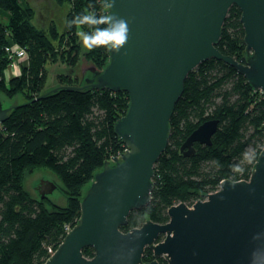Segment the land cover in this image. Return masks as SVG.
<instances>
[{
	"label": "trees",
	"instance_id": "16d2710c",
	"mask_svg": "<svg viewBox=\"0 0 264 264\" xmlns=\"http://www.w3.org/2000/svg\"><path fill=\"white\" fill-rule=\"evenodd\" d=\"M57 2L70 5L64 34L54 25L49 31L33 26V9L21 0H0V11L9 19L7 24L0 21V91L10 99L18 94L26 98L0 126V264H44L79 220L80 204L94 174L124 145L114 126L127 113L126 91L85 88L53 92L59 86H82L70 74L60 75L61 85L37 99L45 91L46 64L61 62L74 69L81 50L78 30L93 31L87 24L78 29L69 26L70 22L78 15H107L104 0ZM240 19V9L233 6L217 47L224 55L244 62L245 32ZM13 43L26 48L30 60L20 65L19 76L7 81L5 71L11 60L5 47ZM87 58L103 69L109 61L108 48L95 47ZM209 120L219 121L212 145L196 144L195 156L185 157L181 146ZM170 126L169 145L155 165L151 202L130 214L124 231L149 219L167 223L170 207L179 203L191 206L205 199L225 179L248 180L264 146V93L255 90L235 68L208 60L187 77ZM40 168L60 179L58 190L66 197V206L26 190L25 175ZM83 253L92 258L94 249L87 247ZM154 259L147 248L143 261ZM157 260L166 264L162 257Z\"/></svg>",
	"mask_w": 264,
	"mask_h": 264
},
{
	"label": "water",
	"instance_id": "95a60500",
	"mask_svg": "<svg viewBox=\"0 0 264 264\" xmlns=\"http://www.w3.org/2000/svg\"><path fill=\"white\" fill-rule=\"evenodd\" d=\"M233 6L241 11L244 62L217 47ZM106 8L128 23L126 45L118 53L108 48L107 65L87 70L82 86L58 84L52 91H126L128 110L114 130L128 150L94 174L79 220L44 264H161L159 257L166 264H264V146L248 180L225 179L204 200L170 207L165 224L149 219L122 229L133 211L151 202L155 165L169 145L172 114L192 71L211 59L223 61L264 93V0H115ZM21 105L0 99V126ZM218 126V120L200 125L181 146L183 155L195 156L196 143L211 146ZM34 189L41 199L67 205L46 177ZM87 247L94 249L92 258L83 253ZM147 248L151 262L143 261Z\"/></svg>",
	"mask_w": 264,
	"mask_h": 264
},
{
	"label": "rangeland",
	"instance_id": "374dc122",
	"mask_svg": "<svg viewBox=\"0 0 264 264\" xmlns=\"http://www.w3.org/2000/svg\"><path fill=\"white\" fill-rule=\"evenodd\" d=\"M21 2L24 6H29L33 9V18L31 20L33 26H35L39 30L44 29L45 31H49V28L54 25V27L60 34H64L67 16L70 11V5L68 3H58L57 0H21ZM0 21H2L4 24H7L9 22L8 14L4 11H0ZM80 46L81 50L79 63L77 66H75L74 69H70V66L61 62H48L46 64L47 83L45 86V91L60 84V75L71 74L75 77L77 81L76 83L81 84L84 73L90 68L96 67L87 58L90 50L83 46L82 39L80 41ZM7 70L10 75L9 78H6L7 81H9L12 77L19 76L18 73L17 75H15L10 65L8 66ZM0 98L3 99L4 102L7 101L12 105H20L26 102V98L22 94H18L14 98L10 99L3 91H0ZM247 157H250V153L247 154ZM43 177H46L48 180L55 182L60 187L62 186V183L56 176V174H53L52 171L46 168L34 169L28 172L25 175L24 179L25 188L31 193L32 196L39 197L40 199L41 196L39 195L38 190L34 189V187L35 184L38 183V180L42 179Z\"/></svg>",
	"mask_w": 264,
	"mask_h": 264
},
{
	"label": "clouds",
	"instance_id": "9594fccd",
	"mask_svg": "<svg viewBox=\"0 0 264 264\" xmlns=\"http://www.w3.org/2000/svg\"><path fill=\"white\" fill-rule=\"evenodd\" d=\"M115 0L111 4H106L107 7L113 6ZM87 24L93 31L83 33L78 30L77 35L81 37L83 46L89 50L104 46L112 51L119 52L123 48L129 35L128 23L123 18H118L115 15H101L97 17L95 13L78 15L70 22L69 26H80ZM99 25H107V27H98Z\"/></svg>",
	"mask_w": 264,
	"mask_h": 264
},
{
	"label": "built area",
	"instance_id": "2783aa9c",
	"mask_svg": "<svg viewBox=\"0 0 264 264\" xmlns=\"http://www.w3.org/2000/svg\"><path fill=\"white\" fill-rule=\"evenodd\" d=\"M5 52L9 57V60H11L10 67L14 71L15 75L17 73L20 75V65L29 63V55L23 46H21L18 43H13L11 45H8L5 47ZM5 77L9 78V72L8 70L5 71ZM128 150L127 146L124 144L123 148L119 150V152L115 155V157L120 158L122 154H124ZM121 151V152H120ZM122 153V154H121ZM114 158L111 157L110 161H113Z\"/></svg>",
	"mask_w": 264,
	"mask_h": 264
},
{
	"label": "flooded vegetation",
	"instance_id": "af4514ba",
	"mask_svg": "<svg viewBox=\"0 0 264 264\" xmlns=\"http://www.w3.org/2000/svg\"><path fill=\"white\" fill-rule=\"evenodd\" d=\"M91 76H92V75H91ZM91 76H90V77H91ZM84 79L86 80V79H87V77H86V78L84 77ZM0 99H1V98H0ZM1 101H2V102H3V104H4V101H3V99H1ZM4 108H6V107H5V105H4ZM196 144H199V143H196ZM196 144H195V145H196ZM200 145H201V144H200ZM204 146H205V145H204ZM195 148H196V147H195ZM202 200H204V199H202ZM191 206H192V205H191Z\"/></svg>",
	"mask_w": 264,
	"mask_h": 264
}]
</instances>
